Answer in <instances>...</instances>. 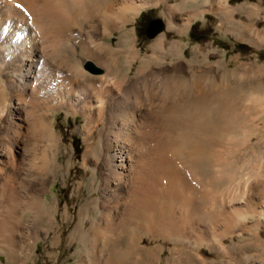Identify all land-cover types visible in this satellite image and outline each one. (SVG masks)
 Instances as JSON below:
<instances>
[{"label": "rangeland", "instance_id": "rangeland-1", "mask_svg": "<svg viewBox=\"0 0 264 264\" xmlns=\"http://www.w3.org/2000/svg\"><path fill=\"white\" fill-rule=\"evenodd\" d=\"M176 1L167 0L166 5H174ZM197 2L199 3L197 4ZM205 2L208 4H204ZM193 3L190 8L182 7L176 11V18L171 20L172 29L169 28V19L165 13L166 5L164 2H160L157 5L141 9L134 20L125 24L123 28L112 31L109 37L107 34L97 31L96 34L93 33L94 35L90 39L92 45L95 43L94 48L96 47L97 55L107 58L112 50L109 49L108 51L106 46L118 50L115 43L120 34L123 33L130 37L131 52L136 51L134 54L136 59L129 63L126 58L119 57V51H115L112 59L107 62L110 66L115 65L121 69L119 77L122 78L121 76H123L122 87L117 88L116 91H119L120 94L123 91L121 94L123 103L126 102L124 104H130V106L144 105V103L146 105L143 115L145 119L142 117L143 119L134 120L139 125V131L141 129L139 133L141 135L144 133L142 139L144 151L142 153L150 152L148 156L143 154L146 157V160L144 158L145 167H148L149 162L147 161L150 160L151 152L154 150L151 147H155L153 141L160 135L159 139L162 137V140L164 138V140L172 141L174 139L173 132H179L180 127L175 124L180 121L185 119L190 121L192 125L189 129H181V131L202 137L210 133L205 131L207 123L213 121L217 124L219 130L210 131L219 145L218 148L226 156L227 164L217 165L211 170H202L204 167H201L200 177L198 175L190 176L189 182L195 186L196 192L194 205L197 210H200L198 212L196 210L191 215V226L185 225L186 230L184 231V228L177 229V232L171 230L174 233L170 230L169 232L168 230L160 232L158 228H155L156 231L146 232L140 226L144 221L141 210L131 208L132 205L129 206V202L127 207L126 205H117V212L122 213L118 219L117 217L114 219L115 212L112 209L109 210L105 199L100 195L109 178L106 173V166L104 163H99L95 167L92 164L91 155L93 153L91 151L94 137L84 140L83 117L79 114H68L62 109L50 110L54 133L49 134L45 124H43L45 127L41 125L38 128L39 131L32 127L24 130V133L23 131L22 133L14 131L10 124L9 109L6 108L8 111L2 109V106L8 103L11 91L7 87V80L0 74V145L6 146L8 151H11L10 160L13 159L12 165H0V236L5 240L10 237L7 241L8 244L6 242V248L11 256L12 264H105L108 259L116 261L115 259L119 256L121 257L118 258L121 259L120 264H243L242 258L238 255V248L241 247L240 243L243 241H250L251 243V260L247 264H264L259 256L264 251V0H197ZM201 3L202 6L199 5ZM197 5L200 6L199 11ZM70 11V14L73 13L75 17L71 16V19L76 20L78 18V15L75 16L77 12H73L74 9ZM194 12L196 13L192 16L195 17L191 19L189 27L180 31V27L177 25L182 23L188 13ZM64 14L65 11L58 16L64 18ZM154 19H160L164 28L149 37L147 29ZM45 24L47 25L48 21ZM49 25L51 26V23ZM50 26L47 25L48 28ZM132 29L135 36L130 31ZM156 39L157 41L161 40L158 42L161 44L160 47L158 44H156L157 47L154 46ZM175 41L178 44L173 43ZM69 44L74 46V52L79 59L80 56L77 54L79 47L74 40H70ZM54 47L55 55H58V52L61 54L65 50L61 45ZM75 70L76 78L73 79L76 80H73V83L76 85L81 79V71H79L80 69ZM82 70L89 73L84 66ZM137 70L138 74H135ZM152 73L155 74V77ZM123 74L132 78L135 76L136 83L134 85L126 84L123 81L125 78ZM166 81L167 84H165ZM48 83L40 85V88L44 87L45 89L38 87L33 95L30 92L28 94L20 93L26 108L37 110L36 107L40 108L42 104L41 97L50 90H56L54 84L52 86ZM145 84L151 91L145 88ZM196 84L199 85H197L198 89H195L197 88ZM125 85H128V88ZM133 86L138 88L134 89ZM178 87L179 89H177ZM175 88L179 93L175 91ZM139 90L143 94H139ZM153 90H158L157 95L152 94L155 93ZM180 90H182L181 95ZM165 91L166 93L170 91L167 94L169 96L171 94V99L167 97ZM183 93H185L184 97L182 96ZM159 94L166 95L167 100ZM173 94L177 97L175 98ZM147 95L156 101L151 98L152 102L160 104L153 103L151 106L152 102L148 103L150 99ZM25 96L26 98L29 97L30 100L35 98L33 100L35 104L33 105L31 101V105L30 100L27 101ZM158 98L162 99V102ZM209 105L213 106V112H210ZM149 107L150 109H148ZM220 112L223 116L227 115L225 118L228 119L225 120L233 119L235 123L233 128L224 130L221 128L222 121L218 118ZM236 112L238 115L235 114ZM234 117L237 118V122L234 121ZM242 118L245 122L241 120ZM258 120H262V122L260 121V123ZM255 121L258 122V127L254 125V123L256 124ZM238 122L240 123L238 124ZM103 123L105 122L94 121L91 125L92 130L97 134ZM147 125L155 127L150 126L152 128L150 130L151 128H148ZM236 125L238 126L235 127ZM143 126L145 129L142 128ZM242 127L246 128L242 129ZM158 128L159 131H157ZM142 129L144 130L142 131ZM145 130L150 131L149 135ZM223 132L226 133L222 135ZM230 134L232 135L230 136ZM154 135H157L156 138ZM144 136L148 141L144 139ZM19 139H21L20 146H16ZM181 148H185V146H181ZM84 151L89 154V162L82 166ZM97 152L95 155L99 156L100 159L103 158V151L97 150ZM203 162L202 164L206 163L205 160ZM211 175H213L214 180L209 177ZM209 182L211 183L209 184ZM210 187L211 189H209ZM208 196L211 197L208 199ZM37 197L45 198L47 205L46 208L41 209L39 215L30 208L31 200L33 201ZM247 205L254 208L253 211L249 210ZM209 206L215 207V209H210ZM220 208L227 212L232 209L231 213L228 212L227 216H224H231L230 226L226 227L225 220L219 219L220 221H217L216 218L215 221L211 218V214L216 213ZM105 210H107L106 213ZM214 210L216 211L212 212ZM174 212H177V209ZM47 218L49 219L47 220ZM135 219L139 222L138 226L134 222ZM105 224L109 228L107 225L105 228ZM127 224L128 226H126ZM76 225L79 227L75 228ZM196 225H199L198 229L194 228ZM114 226L116 229H113ZM193 230L196 233L192 232ZM102 232L107 233L102 235ZM178 233L181 236H178ZM197 233L198 235H196ZM197 237L198 239L201 238L198 240ZM53 239H56L54 244L52 243ZM111 239H114L117 244H113ZM94 250L96 251L94 252ZM255 251L256 253L253 254ZM110 260L108 262H113ZM0 261V264H9L8 256L1 249ZM108 262L107 264H110Z\"/></svg>", "mask_w": 264, "mask_h": 264}, {"label": "bare ground", "instance_id": "bare-ground-1", "mask_svg": "<svg viewBox=\"0 0 264 264\" xmlns=\"http://www.w3.org/2000/svg\"><path fill=\"white\" fill-rule=\"evenodd\" d=\"M166 1L167 0H0V74L7 80V84H8L7 87L11 91V93L9 94L10 96L8 98V103L4 104L2 106V109L3 110L4 109L7 110L6 108L9 109L8 113L11 115L10 116L11 117V122H10L11 127L14 129V131L16 130V131L21 132V133L23 131V133H24V130L29 129V127H32L34 129H38L41 125L45 124L47 126V128H46L47 132L49 134L50 133L52 134V133H54V131H53V127H52V115L50 114V110L62 109V110L67 111L68 114H72V115L79 114V115H81L84 119V126H83V129H84V137L83 138H84V140L88 139L89 137H94V140L92 141V151H91L93 153V155H91V157L93 159L92 164L95 167L99 163L100 164L104 163V165L106 166V171H107V172L106 171L105 172L109 176L107 182L105 183L106 185L103 187L102 193L100 195L105 199L106 205L109 208V210L111 211V209H112V211L115 212L114 216H113L114 219L116 217L118 219V216H120V213H122V212H120V213L117 212V210H118V209L116 210L117 205L121 204L122 206L126 205V207H127V204L129 202V204H130L129 206L132 205L131 208L134 207V208L140 209L142 218L144 220L140 226L146 232H150L152 230L156 231L157 229H155V228H158L160 230V232H162V230L164 232L166 230H168V232H169V230L170 231L171 230L176 231L177 229H180V228L183 229L185 227V225H190L191 224V215L194 212H196V210H197L196 206L194 205V202H195L194 200L196 198V192L194 189L195 186H193L192 182H189L190 176L191 175L192 176L193 175L199 176L202 173V170H211L217 165L227 164V159L225 158L226 156H224L222 150H220L218 148L219 145H218L217 141H215V139L213 138V134H211L212 132L210 131V130L214 131L215 129H218L217 124L213 121L210 122L209 124L207 123V125L205 127L206 128L205 131L210 132V133H207L204 137H202L200 135L202 137L201 138L200 136H195L196 134L194 135L193 133L190 134V133L184 132L183 130L181 131V129H189V127L192 126L190 121L184 119V120L180 121L179 123L175 124V125L180 126V127H179V132H176V133L173 132L174 139L172 141H169V139H168V141L164 140V138L162 140V137H161V139H159V137L161 135L159 134L160 132H158V134L160 136L157 137V139L153 141L155 147H151V148H154V150L150 149L151 151L153 150V152H151L152 153L151 156L149 154L150 160L147 161V162H149V164L147 163L148 167H145L146 161H144V158L146 160V157H144V155L148 156V153H150V152L145 151L147 154L142 153L144 151L142 149L144 147V145L142 147V143H143L142 139H143L144 133H142V135L139 133L141 131V129L139 131V129H138L139 125H137L135 123V121L138 120L139 118L145 119V116L143 117V115L145 114V108H146L145 106L146 105L144 103V105L130 106V104L129 105L124 104L126 102L123 103V100H121L122 99L121 94L123 91L121 92V94L119 93V91L118 92L116 91L117 88L120 89V87H122L121 85H122L123 76H121L122 78L119 77L121 69L115 65L110 66L108 64V62H109L108 60L112 59L113 52H115V51H119L120 56L118 55L119 52L117 55L119 57L126 58L129 63H130V61H133L136 59V56L134 55L136 51L134 53L131 52L130 37L128 35L123 34V33H122V35L120 34V37H118L119 38L118 41H116V43H115L116 48H118V50H113L111 47L106 46L108 51H109V49L112 50L109 52L110 55L107 58H106V56L97 55L96 47L94 48L95 43L93 45L90 43V39H91L92 35H94L93 34L94 32L96 34L97 31H99L101 33L107 34V36L109 37L111 35L112 31H114L116 29L119 30L120 28H123V26H125V24H127L128 22H130L131 20H134V18L141 11V9H143L147 6L157 5L160 2L161 3L164 2L166 5V3H167ZM196 1L197 0H177L174 5L167 4L165 6V13L167 14L168 19H169V24H170L169 28L170 29H172L171 27H173V26H171V20L173 18H176V16H177L176 11H178L182 7H184V8L189 7L190 8V6H192L191 4H194L193 2H196ZM201 1H203V0H201ZM198 3L199 2H197V4ZM204 4H208V3L205 2ZM199 5L202 6L203 4L201 3ZM200 6L197 5L198 11L200 10ZM72 9H74L73 12H75V11L77 12V13L75 12L76 13L75 16L78 15V18L76 17L77 18L76 20L71 19V16L74 15L73 13H71L72 15L70 14V12H72L70 10H72ZM63 11H65V14L63 15L64 18L62 16H61L62 17L61 18L58 15L60 13L62 15ZM191 11H193V10H191ZM203 11H205V10H203ZM195 13L196 12L191 13V14L188 13L187 17L186 18L184 17V20H182V23L177 25V27H180V31H182L186 27L187 28L189 27L190 22L192 21L191 19L193 17H195L192 15ZM46 21H48V24H47L48 26H50L49 23H51V26L49 28L45 24ZM45 25H46V28H45ZM177 27L175 25V28H177ZM130 31L134 35V32H133L134 30L132 29ZM160 38H161V36H160ZM70 40H74L76 45L79 47V52L77 53L80 56L79 59L76 57V53L74 52V46L72 44H69ZM156 41H157V39H156ZM156 41L154 43V46L157 47L159 45V47H160L161 44H158V42H161V40L157 41V42ZM93 42H94V40H93ZM173 43L178 44L176 41ZM156 44H158V45H156ZM55 45L56 46L61 45L62 48H64L65 50H63V52L61 54H59L58 51L61 49L60 48L58 51H56V52H58V55H55V53H54V51L56 50L55 49L56 47H54ZM53 47L55 50L53 49ZM98 47H100V46H98ZM97 49H99V48H97ZM100 53H102V52H100ZM140 58H141V56H140ZM126 59H124V60H126ZM86 61L93 62L95 65L99 66L102 71L99 73H92V72H89L87 70L89 73H85V71L82 70V67H83L84 62H86ZM75 69H80L79 71H81V73H80L81 79L78 81L79 83L78 82L76 83V85H75V83H73L74 82L73 80H76V79H73V78H76V74L74 72V71H76ZM139 72H141V71H139ZM135 74H138V70L135 72ZM153 74L154 73H152V75ZM154 77H155V74H154ZM159 77H160V75H159ZM161 77H163V76H161ZM167 77H169V76H167ZM150 79H151V77H150ZM123 81H125L126 84H128V85H134L137 80H136L135 76H134V78H132V77H128V75H127V77L125 76ZM148 81H149V79H148ZM48 82L50 84H52V86L54 84L56 90L55 89H54L55 91L50 90V92H48L44 95L42 94L43 97H41V99H40V100H42V104L40 105V108L36 107V108H38L37 110L32 109V108L28 109V107L26 108L24 100H23L22 96H20V93L24 92V93L28 94V92H30V94L33 95L34 94L33 92L35 90L37 91V88L38 87L40 88V85L47 84ZM163 83H162V85H163ZM140 84H143V83L140 82ZM165 84H167V81L165 82ZM162 85H159V86H162ZM197 85L198 84H196V87H197ZM127 86L125 85V87H127ZM137 86L135 87L136 89L138 88ZM145 86H146V84H145ZM142 87H144V86H142ZM147 87H148V85L145 88H147ZM162 87H158V88H162ZM165 87H166V85H165ZM42 88H44V87H42ZM42 88H40V89H42ZM133 88H134V86H133ZM133 88H132V90H133ZM172 88H174V87H172ZM200 88H202V87H200ZM156 89H157V87H156ZM177 89H179V87ZM177 89L175 90L176 92H178ZM195 89H198V87ZM148 90H150V89H148ZM165 90H166V88H165ZM167 90H168V88H167ZM190 90H191V88H190ZM203 90L205 91V89H203ZM38 91H39V89H38ZM128 91H129V89H128ZM136 91H134V92H136ZM145 91H146V89H145ZM157 91L153 90V92H155V93H152V94L155 95ZM181 91L182 90H180V95L182 94ZM161 92H162V90H161ZM183 92H184V90H183ZM197 92H198V90H197ZM129 93H131V92H129ZM138 93L141 94L142 92L140 93V90H139ZM165 93H166V91H165ZM167 93H170V91ZM167 93H166L167 97L170 98L171 94L169 96V94H167ZM192 93H193V90H192ZM132 94H133V91H132ZM183 94L184 95H182V96L184 97L185 93H183ZM150 95H151V93H150ZM159 95H161L162 98H164L166 96V95L162 96V94H159ZM192 95L194 96V93ZM28 96H30V95H28ZM149 96H148V98L150 100L148 99L149 100L148 103L150 104L152 97L150 98ZM167 97H165V99ZM174 97H175V95H174ZM176 97H177V95H176ZM25 98H26V96H25ZM138 98L140 100V97H138ZM26 99H28L27 101L30 100L29 97H27ZM34 99L30 100L29 102L30 103H31V101L33 102ZM156 99H157V97H156ZM158 99H160V98H158ZM152 100H154V99L152 98ZM160 100L159 101L162 102V99H160ZM169 101H167V102H169ZM34 102H33V105L35 104ZM155 102H152L151 106H153L152 104ZM137 103L140 104L139 102H137ZM155 104H158V103H155ZM31 105H32V103H31ZM224 105H226V104H224ZM35 106H37V105H35ZM166 107H168V106H166ZM221 107L223 108V106H221ZM234 107H235V105H234ZM148 109H150V107ZM209 110H210V112H213L214 109H213L212 105H209ZM235 111H238V110H235ZM232 112H233V110H232ZM235 114H237V112ZM226 116L227 115L223 116V114L221 113L218 117L222 121V124L224 125L223 126L221 124V128L223 130L233 128V126L235 125L232 118H231V120H225V119H228V118H225ZM161 118H162V116H161ZM246 118H248V117H246ZM206 119H208V118H206ZM236 119L237 118H235L234 121ZM241 120H243V118ZM94 121L95 122H100V121L105 122V123H103V126L101 125V128L97 134L92 130V126H91ZM155 121H156V119H155ZM243 121H242V123H243ZM252 121H253V119H252ZM260 121L262 122V120H260ZM149 122H150V120H149ZM151 122L154 123V121H151ZM236 122H237V120H236ZM141 123H144V122L141 121ZM239 123L240 122H238V124ZM257 124H258V122H256V124L254 123V125L258 127L259 125H257ZM45 125H43L42 127H45ZM243 125H244V123H243ZM147 126L149 128L151 125H147ZM147 126H145L146 129H148ZM237 126L238 125H236L235 127H237ZM245 126H246V124H245ZM151 127H155V126H151ZM142 128H144V126ZM243 128H246V127H242V129ZM144 129H142V131ZM154 129H156V128H154ZM150 130H152V128ZM38 131H39V129H38ZM145 131H147V130H145ZM157 131H159V128ZM148 133H150V131H147V134ZM197 133H199V132H197ZM224 133H226V132H223L222 135ZM227 133H229V132H227ZM30 134H31V132H30ZM32 135H34V134H32ZM226 135L228 136V134H226ZM226 135H224V136H226ZM231 135L232 134H230V136ZM145 136H146V134H145ZM145 136H144V139L146 141H148ZM156 136L154 135L155 138H156ZM30 137L32 138L31 135H30ZM149 138H150V136H149ZM151 139H152V137H151ZM15 141H16V139H15ZM20 142H21V139L18 140V143L16 142L17 143L16 146H20ZM4 143H6V142H4ZM146 144H147V142H146ZM152 145H150V146H152ZM87 146H89V145H87ZM181 146H185V148H181ZM148 148H150V147H148ZM145 149H147V148H145ZM8 150L9 149L6 146L0 145V165L1 166L2 165L6 166V164L12 165L13 159L10 160L11 159V156H10L11 151L9 152ZM97 150H101V152L103 151V156H102L103 158L100 159L99 156L95 155V153H98ZM224 150H226V149H224ZM204 160L206 163L202 164V163H204L203 162ZM10 161H11V164H9ZM86 162H89V154L87 151L86 152L84 151L83 156H82V164L81 165L83 166ZM201 167H204V168L202 170H200ZM215 173H217V172H215ZM212 174H214V173H212ZM217 175H218V173H217ZM209 177H211L213 179V175H211ZM104 178H105V176H104ZM214 178H215V176H214ZM191 181H193L192 178H191ZM196 182H194V183H196ZM210 183L211 182H209V184ZM102 185H101V188H102ZM209 189H211V187ZM210 194H207V195H210ZM214 194H215V192H214ZM202 195H204V194H202ZM211 196L213 197L214 195H211ZM211 196H208V199ZM100 200H102V199H100ZM206 200H207V198H206ZM212 201H214V200H212ZM210 202H209V205H210ZM46 207H47V205L45 204V198L37 197L33 201L31 200L30 208L37 215H39L41 213L42 208H46ZM216 207H217V205H216ZM209 208L212 209L213 207L211 208L209 206ZM247 208L249 210L251 209L252 211L254 209V208L250 207V205H247ZM123 209H124V207H123ZM175 209H177V212H174ZM213 209H215V207ZM222 209L220 208L219 211L211 214V218H213V220H215V221H216V218H217V221H220L219 219L225 220L224 222L226 224V227L230 226L231 216H228V217H224V216H227V213L232 211V209L228 212L225 210H222ZM216 210H218V209L216 208ZM216 210H214L212 212H215ZM106 211L107 210H105V213H106ZM198 211H200V210L198 209L197 212ZM204 212H205V210H204ZM121 215H123V214H121ZM103 216H104V213H103ZM198 217H199V215H198ZM48 219L49 218H47V220ZM109 219L110 218L108 217V220ZM106 220H107V218H106ZM136 220L137 219H135L134 222H136V226H138L139 222H137ZM113 221H115V220H113ZM113 221H111V222H113ZM104 222H103V224H104ZM109 222H110V220H109ZM200 222L202 223V221H200ZM221 222H223V221H221ZM192 223H193V221H192ZM95 224H98V223H95ZM107 224H105V228H106ZM114 224H116V223H114ZM117 224H119V223H117ZM204 224H206V223H204ZM210 224H212V223H210ZM95 226H97V225H95ZM109 226H110V224H109ZM126 226H128V224ZM78 227H79L78 225L75 226V228H78ZM107 227H108V225H107ZM208 227H207V229H208ZM194 228L198 229L199 225H196ZM97 229H98V227H97ZM113 229H116L115 226ZM113 229H111V230H113ZM93 230H91V231H93ZM184 230H186V229L184 228L183 231ZM174 231L173 232L171 231V232L174 233ZM120 232H121V230H120ZM137 232H138V230H137ZM192 232L196 233L194 230ZM222 232H220V233H222ZM98 233H99V230H98ZM105 233H107V232H105ZM105 233L102 232L101 234L103 235ZM140 233H141V231H140ZM180 233H181V231H180ZM200 234H202V233H200ZM6 235H4V236L6 237ZM162 235H165V234H162ZM196 235H198V233ZM178 236H181V235L179 234ZM183 236H186V235L183 234ZM0 237H1L0 238V249L3 250V252L8 256L9 264L10 263L12 264L11 256L9 255V252L6 248V242L8 241V239H10V237L8 236L9 238L7 240H5V238H3L2 236H0ZM114 237H116V236H114ZM191 238H193V237H191ZM196 239H198V237ZM111 240H113V244H115V245L117 244V242L115 243L114 239H111ZM106 241H107V239H106ZM52 243L53 244L56 243V239H53ZM7 244H8V242H7ZM135 245H137V244H135ZM101 247H102V245H101ZM113 247H115V246H113ZM133 249H134V247H133ZM95 251L96 250H94V252ZM145 252H146V250H145ZM98 255H100V254H98ZM112 255H113V253H112ZM105 257H106V255H105ZM119 257H117L115 259L116 261L108 259V261L110 260L113 262H108V261L107 262L110 264H120L121 259H118ZM123 258H125V257H123ZM107 262H105V264H107ZM122 263H123V261H122ZM133 263H134V261H133ZM123 264H125V263H123Z\"/></svg>", "mask_w": 264, "mask_h": 264}, {"label": "water", "instance_id": "water-1", "mask_svg": "<svg viewBox=\"0 0 264 264\" xmlns=\"http://www.w3.org/2000/svg\"><path fill=\"white\" fill-rule=\"evenodd\" d=\"M163 28H164V26H163L162 21L160 19H154V20L151 21V23H150V25H149V27L147 29V34H148L149 37H152L157 32L163 30ZM83 66L89 72H92V73L101 72V68L99 66L95 65L91 61L84 62Z\"/></svg>", "mask_w": 264, "mask_h": 264}, {"label": "crops", "instance_id": "crops-1", "mask_svg": "<svg viewBox=\"0 0 264 264\" xmlns=\"http://www.w3.org/2000/svg\"><path fill=\"white\" fill-rule=\"evenodd\" d=\"M240 244H241V247L238 248L239 249L238 255H239V257L242 258V260H243L242 263L247 264L251 260V254H252L251 243H250V241H243ZM255 253H256V251L253 252V254H255ZM232 256H233V254H232ZM259 256L262 258V261H264V251H263V253H260ZM0 263H1V261H0Z\"/></svg>", "mask_w": 264, "mask_h": 264}]
</instances>
